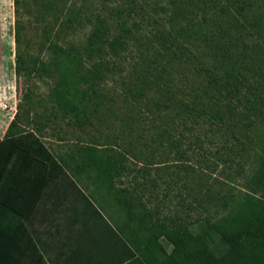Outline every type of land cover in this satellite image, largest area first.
<instances>
[{"label":"rangeland","instance_id":"1","mask_svg":"<svg viewBox=\"0 0 264 264\" xmlns=\"http://www.w3.org/2000/svg\"><path fill=\"white\" fill-rule=\"evenodd\" d=\"M131 1L0 0V136L16 113L23 126L32 127L27 120L29 112L49 152L57 159L65 158L66 163L61 164L67 174L62 169L61 174L76 177H94L92 171L74 168L78 147L88 143L101 150L112 147L124 166L113 177L117 197H130L136 215L145 212L166 226L186 223L198 231L206 226L205 218L214 220L223 214L215 205L202 204V185L234 188L235 199L240 201L246 192L245 177L255 159L252 153H238L236 140L229 133L215 132L210 124L191 122L187 116L175 117L171 104L156 86L151 83L144 87L141 81L147 82L156 74L169 94L186 100L195 93L203 96V69L221 73V61L228 64L223 58L227 52L236 68L253 80V68L262 64L259 55L264 52V31L251 26V19H243L250 7L247 0H236L246 3L244 14L230 9L240 20L237 23L217 8L208 7L209 13L195 8L180 15L168 0ZM130 6L136 10L128 16ZM70 7L81 11L80 24L73 31L59 30L57 37L58 23ZM96 14L104 17L114 32L126 21L138 39L114 58V73L99 84L98 97L88 105L93 114L88 112L78 124L73 114L63 116L51 108L48 94L53 79H37L31 70L45 56L53 37L65 46H82ZM159 37L170 39L166 40L170 43L167 49L160 46L163 41ZM255 129L244 127L237 133L245 146H251L248 142ZM108 219L117 225L118 216ZM160 241L170 249L165 238ZM207 241L217 254L226 248V242L214 231L208 232Z\"/></svg>","mask_w":264,"mask_h":264},{"label":"trees","instance_id":"2","mask_svg":"<svg viewBox=\"0 0 264 264\" xmlns=\"http://www.w3.org/2000/svg\"><path fill=\"white\" fill-rule=\"evenodd\" d=\"M168 2L175 14H188L195 8H203L209 13L208 7L217 8L221 13L232 16L235 23L240 20L231 14L230 9L242 15L247 2L250 7L243 19H251V26L264 31V0H247L244 3L236 0ZM135 10V6H130L127 15ZM80 13L74 7L67 8L55 35H60L59 30L73 31L80 24ZM92 20V28L82 46H65L53 37L46 46L45 56L31 70V75L37 79H53L48 94L51 108L63 116L73 114L78 124L82 123V117L89 116L88 112L93 114L88 105L98 97L99 84L114 73V58L138 39L126 21L121 22L119 31L114 32L104 17L96 14ZM168 37H159L163 41L160 44L162 48H168ZM16 40H19V29H16ZM256 46L252 47L253 51ZM155 48L160 49L158 45ZM215 53L218 56V52ZM224 57L228 64L221 61V73H216L213 68H202L206 72L201 83L203 96L195 93L192 99L186 100L169 94L156 74L153 79L141 82L144 87L151 83L156 86V91L171 104L175 117L187 116L191 122H206L215 132L224 131L232 135L236 140V150L239 149L242 156L252 153L255 160L245 177L244 197L236 201L234 188L212 189L202 185V204L215 205L223 214L214 220L205 218L206 226L192 231L186 223L166 226L153 221L145 212L136 215V205L131 198L118 196L121 206L118 212L122 215H118L117 226L128 250L127 259L131 261L134 258L135 264H264V52L259 55L262 64L253 68V80L236 68L232 55L227 52ZM142 94L143 90L139 92ZM27 120L32 127L23 126L16 113L0 138V250L6 246L7 236L17 239L22 234L25 227L23 218L33 209L48 178L54 175L50 172L54 167L50 165L64 171L61 163H66L62 156L55 158L40 140L37 134L39 127L29 112ZM244 127H256L248 147L237 134ZM113 151L112 147L101 150L95 143L78 147L74 168L76 171H92L94 177L103 183L107 181L112 189L113 177L120 167L124 169L121 158ZM204 165L209 167L207 163ZM209 231H214L226 242L222 253L211 250L207 241ZM161 237L171 245L170 249L160 241Z\"/></svg>","mask_w":264,"mask_h":264},{"label":"crops","instance_id":"3","mask_svg":"<svg viewBox=\"0 0 264 264\" xmlns=\"http://www.w3.org/2000/svg\"><path fill=\"white\" fill-rule=\"evenodd\" d=\"M50 166L54 175L23 218L20 237H6L0 264H135L127 259L122 232L108 219L121 210L116 188Z\"/></svg>","mask_w":264,"mask_h":264}]
</instances>
